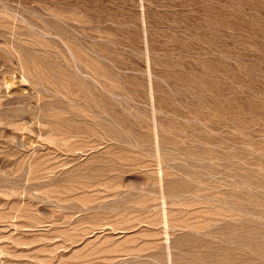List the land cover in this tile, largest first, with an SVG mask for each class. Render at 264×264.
I'll list each match as a JSON object with an SVG mask.
<instances>
[{
	"label": "rangeland",
	"instance_id": "obj_1",
	"mask_svg": "<svg viewBox=\"0 0 264 264\" xmlns=\"http://www.w3.org/2000/svg\"><path fill=\"white\" fill-rule=\"evenodd\" d=\"M0 264H264V0H0Z\"/></svg>",
	"mask_w": 264,
	"mask_h": 264
}]
</instances>
